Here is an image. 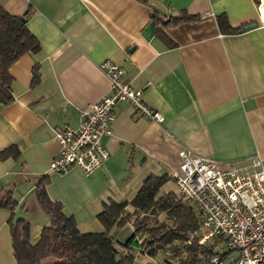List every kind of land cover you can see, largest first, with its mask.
I'll list each match as a JSON object with an SVG mask.
<instances>
[{
    "label": "crops",
    "instance_id": "1",
    "mask_svg": "<svg viewBox=\"0 0 264 264\" xmlns=\"http://www.w3.org/2000/svg\"><path fill=\"white\" fill-rule=\"evenodd\" d=\"M257 3L0 0L9 14L28 12L26 26L40 44L9 66L13 99L0 103V152L19 150L16 157L0 158V194L11 191L17 200L13 210L0 207V264L15 263L11 216L29 223L31 243L49 223L36 201L34 178L48 176L49 198L74 217L80 232H100L96 216L103 202L131 200L151 174L172 179L183 146L235 164L258 154L264 169V25ZM183 13L197 16L170 22ZM219 14L231 26L257 25L227 34L217 25ZM104 60L121 66L163 119L135 115L129 102L119 101L112 134L102 139L109 154L102 165L89 176L78 167L51 173L49 160L58 149L54 130L76 127L80 111L109 92L99 68ZM132 233L125 224L113 238L124 243Z\"/></svg>",
    "mask_w": 264,
    "mask_h": 264
},
{
    "label": "trees",
    "instance_id": "2",
    "mask_svg": "<svg viewBox=\"0 0 264 264\" xmlns=\"http://www.w3.org/2000/svg\"><path fill=\"white\" fill-rule=\"evenodd\" d=\"M27 14L12 15L0 5V103L3 105L13 99L9 66L21 55L37 52L40 47L38 39L26 26ZM196 16L183 13L171 17L170 22ZM216 22L227 34L242 30V26H231L224 14L217 15ZM37 80L35 71L33 84ZM18 152L17 147L11 146L0 152V158L16 157ZM168 179L166 174H151L131 200L104 201L102 211L96 216L104 230L80 232L74 217L64 213L60 202L49 198L48 176L34 178L35 198L49 223L42 227L37 241L31 243L29 223L20 218L13 220L12 216L8 219L14 264H155L153 260L159 252L172 256L176 264H210L211 258L218 253L220 241L215 239L198 245L197 236H194L187 242L192 233L199 232L200 214L178 193H160ZM16 205L11 191L0 194V207L13 210ZM161 213L165 220H159ZM125 224L133 227V233L124 243L116 242L114 234ZM144 256L152 262H144Z\"/></svg>",
    "mask_w": 264,
    "mask_h": 264
},
{
    "label": "built area",
    "instance_id": "3",
    "mask_svg": "<svg viewBox=\"0 0 264 264\" xmlns=\"http://www.w3.org/2000/svg\"><path fill=\"white\" fill-rule=\"evenodd\" d=\"M258 17L264 25V0H258ZM100 70L107 77L109 92L89 102L80 111L76 127L63 125L53 132L58 149L49 160L48 171L63 173L78 167L89 176L108 158L102 139L112 134L115 107L119 101L131 104L133 114L161 122L162 114L147 105L141 90L124 77V69L104 60ZM179 172H173L180 197L200 214L197 244L220 241L210 264H264V169L258 154L245 164L220 162L200 156L189 148L178 151ZM139 242V239H137ZM139 249V248H138Z\"/></svg>",
    "mask_w": 264,
    "mask_h": 264
},
{
    "label": "rangeland",
    "instance_id": "4",
    "mask_svg": "<svg viewBox=\"0 0 264 264\" xmlns=\"http://www.w3.org/2000/svg\"><path fill=\"white\" fill-rule=\"evenodd\" d=\"M168 191H174V192L178 193V190H177L176 186L174 185L172 179H168L160 188V193H164V192H168ZM158 218H159V220H165V215L161 213L158 216ZM46 225H48V223ZM34 227L35 226L33 224V228H32L33 230H35ZM33 241H35V240H33ZM166 259H168L169 261H165ZM143 261L149 262V263L152 262V261H150L149 258H147L145 256L143 257ZM153 262L155 264H162V263H164V264H176L175 259L172 256H168V255L164 254V252H159L157 254V256L154 258Z\"/></svg>",
    "mask_w": 264,
    "mask_h": 264
},
{
    "label": "water",
    "instance_id": "5",
    "mask_svg": "<svg viewBox=\"0 0 264 264\" xmlns=\"http://www.w3.org/2000/svg\"><path fill=\"white\" fill-rule=\"evenodd\" d=\"M258 1V0H257ZM257 23L256 22H252V23H249V24H246L244 26H242V29L243 30H248V29H252L254 27H256Z\"/></svg>",
    "mask_w": 264,
    "mask_h": 264
}]
</instances>
